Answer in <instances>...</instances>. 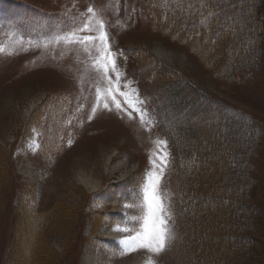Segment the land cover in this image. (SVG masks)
<instances>
[{"label":"rangeland","instance_id":"obj_1","mask_svg":"<svg viewBox=\"0 0 264 264\" xmlns=\"http://www.w3.org/2000/svg\"><path fill=\"white\" fill-rule=\"evenodd\" d=\"M145 9L140 0H0V46L5 47V53L0 54V264H83L86 253H98L108 264H131L135 256L145 255H151L155 264H177V225L169 205L172 186L168 181L171 155L167 135H174L171 117L164 107H149L144 102L134 84L135 75L125 70L124 53L134 47L142 55L159 60L178 77H185L199 92L253 117L256 127L260 126L261 134L252 141L248 156L250 176L256 179L250 186L252 201L247 202L248 209L233 201L225 206L214 198L209 200L207 208L196 216L203 224L193 229L195 222L187 224V234L194 235L195 242L187 244L186 250L193 252L192 264H264V29L263 36L255 40L253 22L235 14V27L249 40L228 33L223 39L225 49L211 52V61L205 62L153 27ZM240 9L245 15L248 6ZM257 10L264 25V0ZM242 17L244 27L239 25ZM89 21L93 30L77 32L76 36H98L97 21L103 22L121 73L118 83L115 73L109 72V85L103 73L93 67L99 56V41L83 45L53 40ZM254 44L259 47L258 66L236 81L225 79L228 75L222 78L215 64L229 66L223 52L226 50L231 58L247 55ZM9 51L14 54L8 55ZM109 87L121 104L120 110L111 97L104 99ZM132 90L143 101L139 106L146 114L143 121L120 95ZM105 102L109 104L107 109ZM207 123L199 132L195 130L200 138H208L202 151L212 159L209 165L201 164L204 159L197 161L201 170H193L195 166L192 169L201 184L221 174L225 167L231 169L230 155L221 150V142L244 138L229 128ZM160 129L168 134L164 136ZM158 141L166 145L158 146ZM248 141L245 139L244 144ZM164 153L167 165L159 191L171 213L174 239L158 257L143 249L122 255L121 245L104 239L108 237L104 232L116 225L135 226L133 218L141 215L138 205L143 187L149 173H159ZM242 154L238 150L234 155L236 162ZM191 155L193 164L195 156L203 158L199 148ZM83 173L97 183L95 188L88 189L81 182ZM193 178L189 184L198 182ZM141 179H146L141 190L140 186L127 188L121 184L126 180L135 184ZM122 191L136 197L129 207L106 202L110 195L122 196ZM117 209L122 216L112 212ZM107 213L117 220H107ZM232 220L233 236L246 238L248 245L247 241L237 244V240L225 239Z\"/></svg>","mask_w":264,"mask_h":264},{"label":"trees","instance_id":"obj_2","mask_svg":"<svg viewBox=\"0 0 264 264\" xmlns=\"http://www.w3.org/2000/svg\"><path fill=\"white\" fill-rule=\"evenodd\" d=\"M141 1L153 25H156L161 33L174 42L186 46L192 54L205 62L211 59L209 58L211 52L225 49L223 39L228 33L233 32L235 36H242L244 40H249L245 36L246 34L241 33L235 27V14L246 16L253 22L255 40L258 41L263 36L264 25L258 16L257 10L261 0ZM242 6H248L245 15L241 13L240 7ZM243 17L239 19L241 27L245 26ZM208 35H210L209 39L207 38ZM255 45L252 46V50L247 55L241 53L233 58L225 50L223 53L229 66L222 68V66L215 64V67L220 69V73L223 74L222 78L228 75V78L225 79L230 77L231 80L236 81L240 76L249 74L251 69L258 66L259 47ZM260 48H262L261 45ZM130 56L133 60L132 72H135L138 77L139 85L149 95H154L157 99L165 101L166 107H170L174 113L171 124L172 132L175 134V144H173L172 149V182L175 186V196L172 202V210L179 226V237L176 243L177 264H192L193 252L186 250L187 244L190 245L191 242H195L192 238L194 235L187 234L189 221L191 224L195 222V225L191 226L192 229L194 226L203 224L200 220H196V216L202 214L201 210H205L209 200L213 198L225 203V206L232 201L233 203L237 202L245 209H248L247 202L252 201L250 186L255 185L253 181H256V179L250 176L252 167L248 162V156L249 152L253 150L251 147L252 141L259 138V125L256 127V120L253 117L235 110L232 104L199 92L192 87L188 80L178 77L176 73L166 69L163 63H160L153 56L142 55L139 48H130ZM212 68H214V65ZM181 85H183V88ZM205 121L208 122L206 125L211 124L229 128L233 130L234 135H244V138L221 142V150L223 152L225 150L230 155L231 169L225 167L221 174L213 178L209 177L201 184L199 182L200 176L195 177L192 171L201 170L198 165H203V163L205 165L212 164V159L205 156L204 151H202L204 146L208 144L206 143L208 138H200V135L197 136V131H195L198 130L199 132V129H203ZM245 139L249 140L247 144H244ZM239 145L241 149H238ZM197 148L202 152L203 158L195 156L196 163L193 164L194 159L191 154ZM238 150H242L243 154L239 159L240 161L236 162V156L234 155L238 154ZM202 159H204L202 163L197 164V161ZM190 178L198 179V182L189 184ZM240 198L242 201H240ZM219 206L216 208H219ZM42 216L44 217V214ZM232 221V223H228L227 227L231 228V232L229 231V234L225 235V239L237 240V244L241 240L247 241L246 244L248 245L246 238L241 239L233 236L234 231L232 228L235 222ZM32 243L34 245L35 241H32ZM40 251L43 250L40 249ZM35 254H33V257H38ZM30 255L31 250H29L27 260Z\"/></svg>","mask_w":264,"mask_h":264},{"label":"snow or ice","instance_id":"obj_3","mask_svg":"<svg viewBox=\"0 0 264 264\" xmlns=\"http://www.w3.org/2000/svg\"><path fill=\"white\" fill-rule=\"evenodd\" d=\"M89 12H93L91 7L88 8ZM99 26V35L98 36H84L77 38L76 33L80 31L91 32L92 26L91 21L85 23L82 28L76 29L71 33L65 35H57L53 37L55 42L61 40L66 43H80L87 45L93 41H99L101 47L98 49L99 56L93 62V67L97 71L103 73L104 79L108 81V84H112V80L109 77V72L115 73L117 78V83L119 81L121 73L116 67L115 64V53H112L110 50V45L108 43L107 32L104 30V24L102 21H97ZM49 43L53 41H48ZM47 46V44L45 45ZM86 52L89 51L87 47L84 49ZM5 53V47L0 46V54ZM8 55L14 54L13 52H7ZM118 90V89H117ZM121 96L125 97V101L129 107L138 111L143 121L144 116L146 115L143 110L139 107L143 104V101L140 100L139 95L132 90L131 92H121ZM100 96V90H97V97ZM111 97L112 103L115 104L117 110L121 109V104L116 100L113 95L111 87H109L104 94L105 101ZM104 108H109L107 102L104 103ZM110 110V109H109ZM95 112V108L93 109ZM158 146L166 145L165 141H158ZM160 171L159 173H149L148 182L143 187L142 191V202L138 205L141 215L133 218V223L135 226L129 228L127 226L116 227V231L122 232H132V235L125 237L119 243L122 245L121 254L132 253L138 250H146L148 253L158 257L163 252H165L169 246L171 240L174 239V234L170 226L171 213L168 210L167 205L165 204V197L159 191L160 179L163 176V169L167 165V153H164L161 157ZM155 166V161H152ZM129 207V205H125ZM148 264H155V261L149 259Z\"/></svg>","mask_w":264,"mask_h":264},{"label":"bare ground","instance_id":"obj_4","mask_svg":"<svg viewBox=\"0 0 264 264\" xmlns=\"http://www.w3.org/2000/svg\"><path fill=\"white\" fill-rule=\"evenodd\" d=\"M160 51V50H158ZM161 55V54H160ZM115 149V148H114ZM109 158V157H108ZM80 180H82L81 182L88 188V189H93L95 188V186L97 185V183H92L90 180V178L85 174L83 173V175L79 176ZM117 227V226H116ZM116 227L110 229L109 231H105L104 233H106L108 235V237H113L115 236L116 238H120V237H127V236H124V234H126L125 232H122V231H116ZM121 227V226H120ZM123 238V239H124ZM122 239V240H123ZM99 254L96 253V254H92V255H89V253H86L84 255V258H83V261L82 263L83 264H108L106 262H102L103 260H101V257L99 258L98 256ZM136 258L133 259V263L131 264H148V261L149 259H152L154 260V258L151 256V255H145V257H140V256H135ZM155 261V260H154ZM128 264V263H126Z\"/></svg>","mask_w":264,"mask_h":264}]
</instances>
